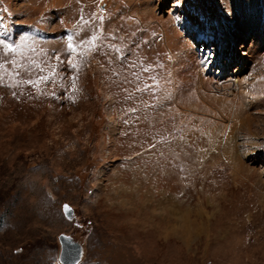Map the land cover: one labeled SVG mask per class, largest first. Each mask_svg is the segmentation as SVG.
Masks as SVG:
<instances>
[{"label":"rangeland","instance_id":"rangeland-1","mask_svg":"<svg viewBox=\"0 0 264 264\" xmlns=\"http://www.w3.org/2000/svg\"><path fill=\"white\" fill-rule=\"evenodd\" d=\"M0 40V264H264V0H0Z\"/></svg>","mask_w":264,"mask_h":264},{"label":"bare ground","instance_id":"bare-ground-1","mask_svg":"<svg viewBox=\"0 0 264 264\" xmlns=\"http://www.w3.org/2000/svg\"><path fill=\"white\" fill-rule=\"evenodd\" d=\"M193 2V1H192ZM232 44V46L234 47V41L231 39L230 40V44L229 45H231ZM230 74V73H229ZM237 75V74H236ZM199 80H203V75L201 76L200 75V77L198 78ZM236 79H238V78H236L235 76H233V78L231 77V78H229L228 77V75H226V76H223L221 79H219V80H216V82L214 83H210L211 85V88L210 89H207V90H209L210 92H209V94H211V93H217L218 95H220V94H222L223 96H224V94L226 95V98L227 97H234L232 100H229V98L227 99V100H225V104L224 103H220L219 101H222L223 102V96L221 95L220 97H215V98H217V101L222 105V107H217L216 105V103L214 102V101H212V98L213 97H211L209 94H207L209 97H210V99H211V101H212V103L213 104H211V102H209V104H211V105H213L212 107L215 109V111H217V112H220L221 110H229V112L231 113V112H234V113H237V115H239V114H242V113H244L245 112V110H244V108H243V101L242 100H244L245 99V97H244V93H242L241 92V90L239 89V88H237V87H235V89H231V88H229L228 86H229V84L230 85H233V84H235L236 83ZM213 80V79H212ZM236 80V81H235ZM204 81V80H203ZM238 81H239V79H238ZM211 82V81H210ZM199 83V82H198ZM239 83V82H238ZM209 85V84H208ZM240 85V84H239ZM238 85V86H239ZM201 87V86H200ZM198 89V88H197ZM199 90V89H198ZM229 90V91H228ZM231 91V92H230ZM232 93H234V94H232ZM205 94V93H204ZM204 94H202V95H204ZM215 96V95H214ZM207 97V96H206ZM174 99V98H173ZM163 100V99H162ZM206 100H208V98L206 99ZM164 101V100H163ZM175 101H176V99H175ZM175 101H174V103H175ZM178 102V101H177ZM214 103H215V105H214ZM178 104V103H177ZM208 104V103H207ZM248 105V104H247ZM175 107V106H174ZM169 108H171V107H169ZM173 108V107H172ZM187 108V107H186ZM175 109V108H174ZM249 109V108H248ZM172 110V109H171ZM191 110V109H190ZM249 110H251V108L249 109ZM250 113V112H249ZM204 114V113H203ZM230 115V114H229ZM236 115V114H235ZM245 115V114H244ZM242 116V115H241ZM240 116V117H241ZM238 117V116H237ZM222 118H223V116H222ZM225 118H226V116H225ZM231 119V118H230ZM229 119V120H230ZM236 119V118H235ZM253 119V118H252ZM238 120V119H237ZM225 121V120H224ZM248 121V122H247ZM242 122V121H241ZM251 122V114H246V116H245V123L246 124H248V123H250ZM237 123V122H236ZM214 126V125H213ZM227 126H228V124H227ZM249 126V125H248ZM223 129V128H222ZM182 226H183V224H182Z\"/></svg>","mask_w":264,"mask_h":264},{"label":"water","instance_id":"water-1","mask_svg":"<svg viewBox=\"0 0 264 264\" xmlns=\"http://www.w3.org/2000/svg\"><path fill=\"white\" fill-rule=\"evenodd\" d=\"M61 209L67 218H72L73 209L68 203H62ZM57 239L60 244L57 258L60 264H78L83 259L84 242L80 237L73 235L71 232H61L57 235Z\"/></svg>","mask_w":264,"mask_h":264},{"label":"snow or ice","instance_id":"snow-or-ice-1","mask_svg":"<svg viewBox=\"0 0 264 264\" xmlns=\"http://www.w3.org/2000/svg\"><path fill=\"white\" fill-rule=\"evenodd\" d=\"M81 21L83 23H88L87 21H83V17H81ZM98 39H99V37L95 33H93V35L88 40H86L80 44V47H83L86 44L89 46V49H92L96 46V41ZM0 46H2L5 55H7L9 53H15L19 47V45L15 44V43H8L5 40H0ZM67 48H68L70 53L76 51V47L74 46L71 38H69ZM81 54H83V53H81ZM72 67H76V65H72ZM2 68H4V65L0 64V69H2ZM145 71H147V69H145ZM41 79H46V78L42 77ZM38 82L39 81H32V80L28 81V83L33 84V86H35ZM65 209L67 210L66 205H65Z\"/></svg>","mask_w":264,"mask_h":264}]
</instances>
